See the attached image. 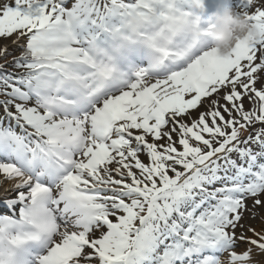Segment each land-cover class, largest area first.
<instances>
[{"label": "snow or ice", "instance_id": "1", "mask_svg": "<svg viewBox=\"0 0 264 264\" xmlns=\"http://www.w3.org/2000/svg\"><path fill=\"white\" fill-rule=\"evenodd\" d=\"M234 4L264 32V0ZM202 7L0 0V39L15 37L12 66L24 70L0 73V183L13 193L0 199V264H252L253 248L264 253V228L241 223L264 205V40L217 58L191 30Z\"/></svg>", "mask_w": 264, "mask_h": 264}, {"label": "clouds", "instance_id": "2", "mask_svg": "<svg viewBox=\"0 0 264 264\" xmlns=\"http://www.w3.org/2000/svg\"><path fill=\"white\" fill-rule=\"evenodd\" d=\"M145 20L133 19L134 28L143 27ZM207 25L202 29L199 24L192 25L191 30L205 41L207 49L212 51L219 59L231 58L237 45L252 46L264 40V32L249 22L245 15L229 7H218L203 21Z\"/></svg>", "mask_w": 264, "mask_h": 264}, {"label": "rangeland", "instance_id": "3", "mask_svg": "<svg viewBox=\"0 0 264 264\" xmlns=\"http://www.w3.org/2000/svg\"><path fill=\"white\" fill-rule=\"evenodd\" d=\"M73 2H74V0H68V6L70 7ZM221 3L223 4V0H202L203 7H202V9L197 11V14L201 15L200 16V24L203 23V21L207 18V16L209 14L216 11L217 8L219 7L218 5ZM226 3H228V4L230 3L229 8L234 10V7H235L234 0H227ZM221 7H224V5H221ZM204 25H206V24H204ZM206 28H207V26H204V29H206ZM12 39H15V37H12L8 40L0 39V46H3V45L8 46L7 54L4 55L3 57H0V62H3V65H4L3 68L4 69L6 68L5 66L9 65L12 60L14 61V58L19 57L20 53L23 51V49L21 47H18L17 45L12 44ZM21 43H23V41H21ZM10 58H12V59H10ZM18 73H22V72H18ZM244 106L246 109L248 108L247 100L244 101ZM202 110H203V108L201 107L200 109L193 111V113H192L193 116L197 115L198 111H202ZM13 111H14V109H13ZM3 116H4L3 109H2V106H0V117H3ZM8 124H9V121L4 120L3 126H8ZM12 124H13V127H15L14 122H12ZM257 127H259V126H257ZM15 130L18 133L20 132V129L18 127H16ZM249 131H252V129H249ZM247 135H248V132L241 130V137H240L241 140L246 138ZM252 147H253L254 151H259L257 146L253 145ZM140 158L142 160H144L145 162H147L146 157L144 155H141ZM232 158L236 159L237 157L235 156V154H233ZM261 162H264V160H262ZM221 163H222V161H221ZM238 163H239V161H238ZM1 193H5V191H1ZM262 198H264V197H262ZM246 203H247L249 208H252V201L251 200L246 201ZM252 212L255 213V218L254 219L251 218V213L246 211L244 213V218L241 221V223L244 224L245 228L252 227L257 232H259V231H261L262 228H264V205H261L258 208L252 209ZM240 232H241V230L238 228L236 230L237 237L240 235ZM245 235L251 236L252 234L249 232H245ZM248 248H249V245L247 243H244V242L237 240L235 251L238 254L243 253ZM251 253L252 254H259L258 250L255 248L252 249ZM221 258L224 259L225 257H221Z\"/></svg>", "mask_w": 264, "mask_h": 264}, {"label": "bare ground", "instance_id": "4", "mask_svg": "<svg viewBox=\"0 0 264 264\" xmlns=\"http://www.w3.org/2000/svg\"><path fill=\"white\" fill-rule=\"evenodd\" d=\"M6 188L11 189V183L9 182L0 183V199H3L4 197L10 196L13 194L11 191H8V192L5 191V193H1V191H4ZM2 211H5V210L2 207H0V212ZM251 259H252V264H256V262L258 261H264V253H260V252L259 254L251 253Z\"/></svg>", "mask_w": 264, "mask_h": 264}, {"label": "trees", "instance_id": "5", "mask_svg": "<svg viewBox=\"0 0 264 264\" xmlns=\"http://www.w3.org/2000/svg\"><path fill=\"white\" fill-rule=\"evenodd\" d=\"M12 59V58H10ZM13 60L10 62L9 65L5 66L7 69H4V65H3V62H0V73H4V72H17L19 71L20 69H15L12 65H13ZM10 70V71H9ZM2 98V96H0V99Z\"/></svg>", "mask_w": 264, "mask_h": 264}]
</instances>
